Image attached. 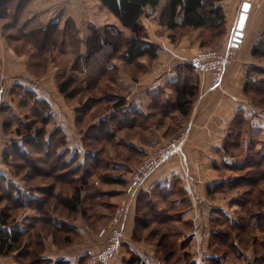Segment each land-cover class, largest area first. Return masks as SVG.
Returning <instances> with one entry per match:
<instances>
[{
	"label": "crops",
	"instance_id": "0c3cea01",
	"mask_svg": "<svg viewBox=\"0 0 264 264\" xmlns=\"http://www.w3.org/2000/svg\"><path fill=\"white\" fill-rule=\"evenodd\" d=\"M9 1V17L16 19V26L23 33L57 24L52 50L41 56L31 47L16 51L4 36L3 24L10 19H0V181H4L5 191L12 187L18 190L23 202L40 201L49 185L30 181L27 172L17 173L14 169L12 147L14 143L21 144L24 138L17 130L26 129L32 123L42 127L40 102L43 101L47 108L45 115L50 117L48 134L55 129L63 130L72 151L69 158L77 151L80 161H84L88 149L77 123L81 104L76 98L61 93L59 76L66 75L86 86L94 33L109 30L128 36L129 31L100 0ZM246 1H250L251 7L244 35L235 47L236 27ZM246 1L220 0L225 20L219 30L211 33L184 26L180 8L176 16L179 25L170 28L169 0H162L143 17L148 42L159 47L158 56L143 57L135 64L122 59L111 62V67H117L118 75L114 80L102 81L96 89L98 101L91 108L84 127L99 125L114 114L115 144L106 149V169L99 176H91L90 186L82 193L88 214L79 213L73 220L61 219L73 230L72 242L57 245L47 229L39 231L45 246L42 258H49L53 263L65 260L70 264H101L91 261V255L104 246L98 233L127 199L129 206L121 224L123 243L106 264H134L136 257L140 264H167L159 259L158 237L151 233L153 226L143 230L140 238L134 237L138 216H143L152 206L161 217L173 219L172 224L177 228L174 238L179 248L175 264H213L212 259L220 264H264L261 261L264 234L258 229V218L264 214V182L259 186V196L236 186L251 169L257 153L264 163V104L257 105L253 94L245 92L250 69L264 68V58L253 55L255 45L264 34V0ZM229 46L234 48L235 57L218 85L213 84L209 73L193 70L199 89L188 115L175 109L163 111L175 101V84L179 78L184 81V69L195 56L205 48L222 52ZM56 58L65 60L67 67L56 64ZM119 100L125 104L114 110L112 105ZM134 110L141 116L136 119L133 115L130 124L121 126L126 114ZM181 133L186 134L182 155L162 164L129 197L126 185L141 159L155 146ZM55 191L58 193L59 187ZM241 203H247L253 210L248 224L254 226L251 236L257 240L245 246L236 241L238 250L228 253L222 249L216 234L237 229ZM24 204L9 227L34 237L42 225L41 214L37 208L24 207ZM9 207H13L9 200L1 202L0 214ZM51 215L58 226L59 216ZM24 244L34 249L31 238H26ZM20 253L21 250L0 256V264H29L28 258Z\"/></svg>",
	"mask_w": 264,
	"mask_h": 264
},
{
	"label": "trees",
	"instance_id": "16d2710c",
	"mask_svg": "<svg viewBox=\"0 0 264 264\" xmlns=\"http://www.w3.org/2000/svg\"><path fill=\"white\" fill-rule=\"evenodd\" d=\"M100 2L129 31V35H116L109 30L103 33L96 31L92 53L87 64V85L85 86L81 81L70 79L66 75H60L58 81L61 93L76 98L81 104L77 110V123L80 124V132L88 152L84 161H80V154L77 151L69 158L72 151L68 147L66 134L60 129H55L48 134L47 126L50 117L45 115L46 103L40 102L42 127H35L32 123L26 129H18L17 132L19 135H24V138L21 144H13L12 154L15 157L14 169L17 173L27 172L30 181L46 182L49 187L44 190L43 200L23 202L18 190L12 187L5 191L4 181H0V203L9 200L13 205V207L2 210L0 214V256L21 250L20 254L24 258H28L29 264H70L65 260L53 263L51 259L41 257L45 246L39 231L47 229L53 235L57 245L70 243L73 239V230L61 219L73 220L79 213L83 216L88 214L82 193L90 186V177L99 176L101 171L106 169L107 162L104 160L106 149L115 144L113 132L116 116L114 114L101 121L99 125L92 124L84 127V121L98 101L96 89L102 81L114 80L118 75L117 67L110 66L114 59H122L126 63L135 64L143 57L154 59L158 56L159 47L148 42V33L143 17L149 14V10L159 6L162 0H100ZM219 2L220 0H169L168 25L174 29L178 27L176 16L180 8L184 26L202 29L209 33L219 30L220 24L225 20V11ZM10 4L9 0H0V19H10L3 24L7 42L18 52L27 51L31 47L41 56L50 53L57 24L52 23L33 33H23L17 28L16 19L9 17ZM253 55L264 58V34L255 45ZM193 70L192 65L186 66L184 81L182 82L179 78L175 84L177 91L175 101L165 106L163 111L169 112L175 109L184 116L190 113L199 89V83L194 77ZM248 75L245 92L255 96L261 95L260 101L264 104V68L252 67ZM180 76H182V71ZM123 104L125 101L119 100L112 107L115 110ZM136 112L134 110L127 113L125 120L120 122V125L130 124L133 115L138 119L141 115ZM256 155L251 169L242 176L236 186L247 188L251 194L259 196V186L264 182V163L260 153ZM57 187L60 189L58 193L55 191ZM69 192L71 193L69 194ZM260 200L262 202V199ZM23 204L24 207L37 208L41 214L42 225L38 226L34 237L23 234L19 229L11 230L9 227L15 222L17 210L23 207ZM240 206L242 214L239 216L237 229L233 232L221 230L216 234L219 241L227 245V248L233 252L238 250L237 244L245 246L252 240H257L256 237L251 236V233L255 231L254 226L248 224V218L253 214V210L248 208L247 203H241ZM90 208L92 209V206ZM52 213L57 214L60 218L58 226L51 215ZM142 215L137 218L134 237L140 238L143 230L151 228L154 224L159 226L156 232L152 230V234L158 237L156 245L160 252L159 259L167 264L177 263L178 258L175 256L177 249L176 243L173 241L174 230L171 225L173 219L161 217L153 206ZM258 229L264 234V214L258 218ZM28 237L35 242L33 250L24 244V240ZM261 261L264 262V258ZM133 262L140 264V259L136 257ZM212 262L220 264L215 259H212Z\"/></svg>",
	"mask_w": 264,
	"mask_h": 264
},
{
	"label": "built area",
	"instance_id": "2783aa9c",
	"mask_svg": "<svg viewBox=\"0 0 264 264\" xmlns=\"http://www.w3.org/2000/svg\"><path fill=\"white\" fill-rule=\"evenodd\" d=\"M235 57V50L229 46L225 51L216 49H208L201 51L192 59L191 65L195 71L203 74L209 73L212 77L214 85H218L227 68L232 64ZM186 134L181 133L175 137H171L164 143L151 149L139 162L138 166L130 175V179L126 185V194L132 197L141 184L149 178L156 170L165 162L180 157ZM129 202L124 199L120 206L116 209L111 221L103 227L98 236L103 240V248L91 255L93 263L106 264L117 253L123 243L122 221L128 210Z\"/></svg>",
	"mask_w": 264,
	"mask_h": 264
},
{
	"label": "water",
	"instance_id": "95a60500",
	"mask_svg": "<svg viewBox=\"0 0 264 264\" xmlns=\"http://www.w3.org/2000/svg\"><path fill=\"white\" fill-rule=\"evenodd\" d=\"M247 5V8H245V6ZM251 7V3L250 1H246L243 3L242 6V11L237 23V27H236V32H235V37H234V46L237 47L243 37V31L245 28V24L248 18V13Z\"/></svg>",
	"mask_w": 264,
	"mask_h": 264
},
{
	"label": "rangeland",
	"instance_id": "374dc122",
	"mask_svg": "<svg viewBox=\"0 0 264 264\" xmlns=\"http://www.w3.org/2000/svg\"><path fill=\"white\" fill-rule=\"evenodd\" d=\"M243 1H246V0H243ZM240 9H241V7H240ZM239 12H240V10H239ZM208 49H212L213 50V48H205V49H203V50H208ZM54 62L56 63V64H58L59 63V65L60 66H62V67H67L66 66V61L65 60H62V61H59L58 60V58H56V59H54ZM77 77L79 78V79H81L82 77H80L79 75H77ZM257 97V98H256ZM262 97V96H261ZM261 98H259V96H255V95H253V101L254 102H256L257 103V105L258 104H262L261 103ZM263 105V104H262ZM172 225V229L174 230V233H173V235L174 236H177L176 235V233H175V231L177 230V228L173 225V224H171ZM105 227V226H104ZM157 227H159V226H156L155 224L153 225V227H152V230L154 231L155 230V232H156V230L158 229ZM154 228V229H153ZM153 231H151V233L153 232ZM100 232V231H99ZM99 234V233H98ZM178 240H180V237L178 238ZM182 240V239H181ZM180 240V241H181ZM173 241L176 243V249H178L179 247H178V242L176 241V238H174L173 237ZM223 245V247L224 248H222V249H224L226 252L228 251V253H230V249H228L227 248V245H225V244H222ZM224 250H223V252H224Z\"/></svg>",
	"mask_w": 264,
	"mask_h": 264
},
{
	"label": "snow or ice",
	"instance_id": "6c2138e0",
	"mask_svg": "<svg viewBox=\"0 0 264 264\" xmlns=\"http://www.w3.org/2000/svg\"><path fill=\"white\" fill-rule=\"evenodd\" d=\"M245 8H247V5L245 6Z\"/></svg>",
	"mask_w": 264,
	"mask_h": 264
}]
</instances>
